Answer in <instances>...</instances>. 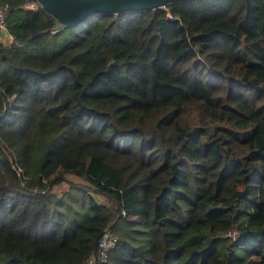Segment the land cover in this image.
<instances>
[{"label": "trees", "instance_id": "1", "mask_svg": "<svg viewBox=\"0 0 264 264\" xmlns=\"http://www.w3.org/2000/svg\"><path fill=\"white\" fill-rule=\"evenodd\" d=\"M4 5L0 264H264V0Z\"/></svg>", "mask_w": 264, "mask_h": 264}, {"label": "water", "instance_id": "2", "mask_svg": "<svg viewBox=\"0 0 264 264\" xmlns=\"http://www.w3.org/2000/svg\"><path fill=\"white\" fill-rule=\"evenodd\" d=\"M56 20L55 31L73 28L100 14L146 11L190 0H34Z\"/></svg>", "mask_w": 264, "mask_h": 264}, {"label": "built area", "instance_id": "3", "mask_svg": "<svg viewBox=\"0 0 264 264\" xmlns=\"http://www.w3.org/2000/svg\"><path fill=\"white\" fill-rule=\"evenodd\" d=\"M7 18V6H0V34L5 33ZM229 236H234V232H230ZM117 242L116 236L109 230L105 229L97 240L95 252L87 259L85 264H103L107 261L109 252L115 247Z\"/></svg>", "mask_w": 264, "mask_h": 264}, {"label": "crops", "instance_id": "4", "mask_svg": "<svg viewBox=\"0 0 264 264\" xmlns=\"http://www.w3.org/2000/svg\"><path fill=\"white\" fill-rule=\"evenodd\" d=\"M11 41L12 38L9 35L5 33L0 34V44L7 46L11 43Z\"/></svg>", "mask_w": 264, "mask_h": 264}, {"label": "rangeland", "instance_id": "5", "mask_svg": "<svg viewBox=\"0 0 264 264\" xmlns=\"http://www.w3.org/2000/svg\"><path fill=\"white\" fill-rule=\"evenodd\" d=\"M69 179H72V180H76V179H73V178H69ZM64 189V186L63 185H60V186H58L57 188H56V190H57V192H60V191H62Z\"/></svg>", "mask_w": 264, "mask_h": 264}]
</instances>
